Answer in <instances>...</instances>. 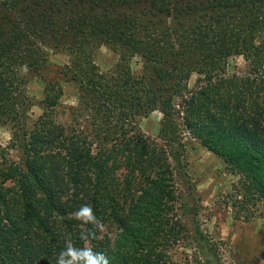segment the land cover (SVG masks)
I'll use <instances>...</instances> for the list:
<instances>
[{
  "label": "trees",
  "instance_id": "obj_1",
  "mask_svg": "<svg viewBox=\"0 0 264 264\" xmlns=\"http://www.w3.org/2000/svg\"><path fill=\"white\" fill-rule=\"evenodd\" d=\"M101 47L117 56L107 70ZM58 50L69 60L44 80L31 120L30 82ZM234 57L244 70H229ZM64 81L78 89L67 122ZM154 111L172 153L139 129ZM178 119L241 178L247 201L264 200V0H0V127L23 153L11 161L0 145V264H56L68 240L126 260L101 231L82 241L91 226L71 214L91 205L121 230L118 245L170 221L183 206L170 162H182Z\"/></svg>",
  "mask_w": 264,
  "mask_h": 264
},
{
  "label": "rangeland",
  "instance_id": "obj_2",
  "mask_svg": "<svg viewBox=\"0 0 264 264\" xmlns=\"http://www.w3.org/2000/svg\"><path fill=\"white\" fill-rule=\"evenodd\" d=\"M94 60L103 70L111 68L116 54L107 47L95 49ZM69 60L65 50L53 51L49 67L30 82L29 92L33 99L31 120L41 114L44 80L61 78L60 69ZM242 57L229 60V70H244ZM199 76L193 74L188 88L193 89ZM63 95L56 109L61 121H71V110L78 106V89L72 82H61ZM163 114L150 113L139 120V129L145 135L165 146L159 136ZM81 119L78 127L87 126ZM181 137V163L170 156L173 170V185L177 189L180 209L170 221L154 228L145 242H121L117 244L120 229L113 223L102 225L101 236L105 244L115 253L120 248L126 260L117 264H264V200L247 201L241 190V178L230 171L227 165L206 148L200 138L188 130L182 119H178ZM13 129L0 127V145L8 148L11 161L20 162L23 153L14 146ZM169 152L173 147L165 146ZM120 172L115 174L119 175ZM181 224H178V223ZM118 247V248H117ZM109 258V257H108ZM117 261V260H116Z\"/></svg>",
  "mask_w": 264,
  "mask_h": 264
},
{
  "label": "clouds",
  "instance_id": "obj_3",
  "mask_svg": "<svg viewBox=\"0 0 264 264\" xmlns=\"http://www.w3.org/2000/svg\"><path fill=\"white\" fill-rule=\"evenodd\" d=\"M71 217L84 225L91 226L87 234L80 235L82 241L95 239L101 230L102 221L97 218L89 204L81 205L77 211L71 214ZM56 264H109V259L105 253L94 251L93 247L88 244L77 247L68 240L65 242L64 249L59 253Z\"/></svg>",
  "mask_w": 264,
  "mask_h": 264
}]
</instances>
